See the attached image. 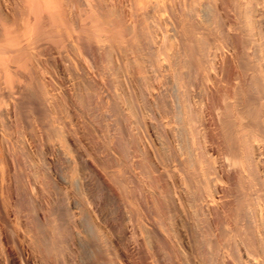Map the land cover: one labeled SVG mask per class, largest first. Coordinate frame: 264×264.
I'll return each instance as SVG.
<instances>
[{
  "label": "bare ground",
  "instance_id": "bare-ground-1",
  "mask_svg": "<svg viewBox=\"0 0 264 264\" xmlns=\"http://www.w3.org/2000/svg\"><path fill=\"white\" fill-rule=\"evenodd\" d=\"M0 264H264V0H0Z\"/></svg>",
  "mask_w": 264,
  "mask_h": 264
}]
</instances>
